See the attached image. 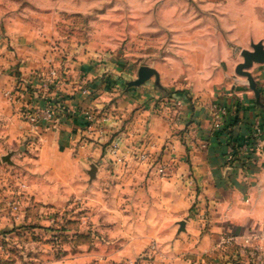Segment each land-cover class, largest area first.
<instances>
[{"label":"crops","instance_id":"crops-1","mask_svg":"<svg viewBox=\"0 0 264 264\" xmlns=\"http://www.w3.org/2000/svg\"><path fill=\"white\" fill-rule=\"evenodd\" d=\"M222 2L197 1L195 7L208 10L198 13L188 0H69L67 20L60 6L0 22V136L16 147L33 139L29 145L39 150V164L47 165L54 151L73 154V164H96L95 184L112 183L99 193L110 197L104 208L119 217L115 229L126 246L120 256L137 257L156 240L166 264H204L210 258L264 264V150L254 158L243 151L229 160L230 138L245 147L253 123H264V108L256 104L245 77L234 76L241 61L220 40L224 35L218 27L230 30L227 38L241 45L261 38L235 35L219 10ZM158 3L159 17L153 8ZM161 25L180 33L184 42L198 40L196 46L185 45L186 53L202 56V70L225 72L220 89L196 100L153 83L125 87L118 62L109 58V39H137ZM52 68L59 78L44 89L42 78ZM250 72L264 104V64H254ZM85 87L89 94L82 92ZM169 96L182 106L170 105ZM211 103L228 110L222 129L214 127L206 109ZM49 105L56 118L42 120L39 133H33L24 112ZM86 110L100 117L92 129L83 116ZM114 143H119L117 155L111 152ZM143 151L150 161L138 159ZM156 161L169 167L167 176L159 175ZM181 221L186 222L183 232ZM227 239L232 242L226 244Z\"/></svg>","mask_w":264,"mask_h":264},{"label":"rangeland","instance_id":"rangeland-1","mask_svg":"<svg viewBox=\"0 0 264 264\" xmlns=\"http://www.w3.org/2000/svg\"><path fill=\"white\" fill-rule=\"evenodd\" d=\"M68 1L0 0V22L16 16L28 19L37 12L60 6L67 20L71 18L67 12ZM197 1L203 0H188V7L206 13V8L194 6ZM220 1L223 4L219 10L228 16L235 35L261 38L248 42L246 37L247 43L241 45L229 40L226 34L230 30L219 25V32L224 35L220 40L242 62L243 47L252 50V43H264V0ZM159 6L160 3L153 7L157 17L162 15ZM127 8H121L124 14ZM122 17L129 25L128 18ZM175 34L161 25L159 30L145 31L137 39L126 36L109 39L112 45L108 54L113 56L109 58L116 60L113 63L118 62L126 88H133L128 83L138 78L141 66H149L158 71L159 80L153 76L143 85L153 83L157 89L194 95L196 100L220 89L225 72L200 69L202 56L185 50V45L196 46L198 40L194 37L184 42L180 33ZM180 47L184 48L183 53ZM234 76L238 74L235 72ZM32 140L28 138L23 147H16L6 144L4 136H0V264H166L160 247L158 253L150 252L152 242L137 257L120 256L126 246L121 230L115 229L118 216L104 208L112 202L110 197L105 193L100 197L99 193L109 189L112 183L95 184L98 178L91 179L90 165L73 164V154L54 151L47 165L39 164V150L29 145ZM9 154H12V163L3 161ZM126 216L132 220L134 215ZM217 260L210 258L204 264H227Z\"/></svg>","mask_w":264,"mask_h":264},{"label":"built area","instance_id":"built-area-1","mask_svg":"<svg viewBox=\"0 0 264 264\" xmlns=\"http://www.w3.org/2000/svg\"><path fill=\"white\" fill-rule=\"evenodd\" d=\"M59 71L57 69L52 68L43 78H42V87L44 89H49L52 84L56 83V81L59 78ZM82 92L84 94H89V88L85 87L83 88ZM8 97L10 100L14 99V94L12 92L7 93ZM173 96H169V103L173 107H181L182 106V101L179 100L178 98H172ZM206 109L208 112L212 115L214 119V127L216 129H222L224 124H225V117L228 114V110L226 107L223 105H220L218 103H211L206 106ZM55 107L53 105H49L45 109H30L24 112V117L26 121L29 123L31 127V131L33 133H39L41 130L42 126V120H49L52 121L56 118V111ZM83 116L87 122V125L90 129L94 128L97 126L99 119L97 114L94 111L91 110H86L83 113ZM119 143H114L112 146V154L117 155L119 151ZM240 149L242 152H247L252 158L255 157L257 152L259 150H264V123L261 121H256L252 125V130L251 134L248 139L247 145L244 147L240 146ZM150 154L147 151H143L139 153L138 159L141 162H148L150 161ZM233 159V153L230 155L229 160ZM157 164V171L160 175L162 176H167L169 167L164 164L160 163L159 161H156ZM202 220L206 222L207 217L203 216ZM252 239L250 237L246 238V243L250 244ZM232 242L231 239H227L225 241L226 244ZM159 250V245L158 242L155 240L151 244V250L150 252L152 253H158Z\"/></svg>","mask_w":264,"mask_h":264},{"label":"water","instance_id":"water-1","mask_svg":"<svg viewBox=\"0 0 264 264\" xmlns=\"http://www.w3.org/2000/svg\"><path fill=\"white\" fill-rule=\"evenodd\" d=\"M252 48H253L252 50L250 49L242 50L241 55L243 57V61L238 64L236 68V73L239 76L247 78L249 87L255 95L256 104L259 107L264 108V104L261 101V93L258 89L255 78L250 72V69L253 67L254 64L256 63L264 64V43L262 41L258 43H252ZM153 76L157 78V81L159 80V73L155 68L149 66H141L138 70V78L129 82L128 86L129 87L141 86ZM11 158H12V154H9L3 157V161L12 163ZM90 167L91 169L88 172L91 179H94L97 176L98 167L96 164H91ZM179 226H180L179 232H183L186 230L185 221L179 222Z\"/></svg>","mask_w":264,"mask_h":264},{"label":"trees","instance_id":"trees-1","mask_svg":"<svg viewBox=\"0 0 264 264\" xmlns=\"http://www.w3.org/2000/svg\"><path fill=\"white\" fill-rule=\"evenodd\" d=\"M230 145L233 152V159L230 160L233 162L234 160H237L239 158V155L242 153V150L240 149V145L237 143H233L232 138H230ZM247 252H249V249H246ZM251 252V251H250Z\"/></svg>","mask_w":264,"mask_h":264}]
</instances>
